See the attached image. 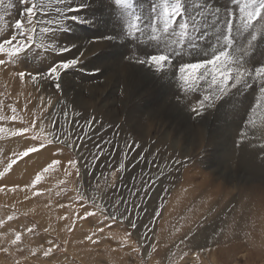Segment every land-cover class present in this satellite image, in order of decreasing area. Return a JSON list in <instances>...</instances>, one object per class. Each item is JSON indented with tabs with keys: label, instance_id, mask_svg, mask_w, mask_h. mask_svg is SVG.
I'll use <instances>...</instances> for the list:
<instances>
[{
	"label": "rangeland",
	"instance_id": "obj_1",
	"mask_svg": "<svg viewBox=\"0 0 264 264\" xmlns=\"http://www.w3.org/2000/svg\"><path fill=\"white\" fill-rule=\"evenodd\" d=\"M83 2L88 7L70 14L81 19L68 20L69 30L57 33L59 44L73 46L70 52L61 55L33 47L21 58L23 62L0 67V100L15 106L23 117V123H3L26 127L34 119L37 124L23 137L0 139V171L13 153L45 142L32 136L66 139V145L57 142L22 158L0 177V185L6 186L0 192V220L5 222L0 226V248L8 249L0 251V264H264V171L260 168L264 149L259 147L264 144V99L255 106L258 92L241 87L196 116L191 108L202 98L203 89L178 91L176 73L180 63L202 57H174L173 65L157 72L138 63L158 51L154 42L145 37L137 46L117 35L121 29L111 0ZM136 2L148 4V0ZM229 2L218 0L221 6ZM13 5L5 10L8 26L0 31V38L10 36L12 24L20 18L23 5L20 0H13ZM179 22L173 25L177 32ZM209 31V38L198 41L205 48L214 43ZM108 36L113 38L105 39ZM76 57L80 62L62 73L60 90L51 80L22 82L15 76L19 71L44 72L56 60ZM261 63L264 39L254 42L248 66ZM146 76L156 79L158 86L168 84L162 99L155 86L157 95L148 92L152 85L142 82L143 77L149 81ZM171 102L179 108H172ZM4 114L10 109L6 107ZM224 114L230 115L227 121ZM248 117L255 128L244 123ZM92 118L95 122L90 125ZM53 120L59 123L56 129ZM241 131L247 132V138L238 143ZM225 133L228 141L220 142ZM227 148H236L231 159L225 154ZM253 150L260 157L248 163L245 156ZM54 159L62 164L80 160L81 176L71 168L72 175L66 176L61 166L45 173L36 186L42 195L33 196L31 188L8 190L31 185ZM121 163L125 168L113 177ZM101 209L107 211L101 214ZM85 211L96 214L84 218ZM100 228L103 232L97 231ZM16 231L22 240L13 245ZM53 243L58 247L45 257L43 252Z\"/></svg>",
	"mask_w": 264,
	"mask_h": 264
},
{
	"label": "snow or ice",
	"instance_id": "obj_2",
	"mask_svg": "<svg viewBox=\"0 0 264 264\" xmlns=\"http://www.w3.org/2000/svg\"><path fill=\"white\" fill-rule=\"evenodd\" d=\"M20 2L23 5L22 11L19 13L20 18L15 19L11 26V35L7 38H0V57H4L0 58V67L23 62L21 58L27 57L33 47L45 51L51 50L61 55L72 50L73 46L59 44L57 33L69 30L65 26L68 20L78 21L81 19L78 15L70 14L79 13L88 7L83 0L79 4H75V0H20ZM54 4L63 5V7H54ZM70 4L75 6H69ZM111 4L112 14L121 29L117 33L118 36H122L126 42L137 46L146 37L149 41L154 42V49H158V51L154 50L151 54H147L146 59H139L138 63L163 73L166 67L174 64V57L179 59L185 54L202 57L194 62L180 63L176 73L179 83L178 91L199 93L203 89L202 98H199L196 106L191 108V112L196 116L203 115L207 108L216 107L233 90H238L241 87L249 90L255 89L258 92V96L254 97L255 106H259L260 100L264 99V63L248 66L254 42L264 39V0H230L227 6L219 5L218 0H148L147 5L137 3L136 0H111ZM13 7V0H7V2L0 0V22H4L0 24V31L8 26L5 21L7 14L5 10ZM52 13H55L54 17H51ZM178 20L180 22L177 32L173 29V25ZM209 30L214 36V43L205 48L198 41L209 38ZM112 38L111 36L105 37V39ZM185 45H187L186 49ZM79 62V57L56 60L44 72L19 71L15 73V76L22 82L26 78L33 83L45 79L51 80L54 82L55 88L60 90L59 79L62 73L77 66ZM48 103L51 104L50 99ZM6 107L10 109L8 115L4 114ZM64 114L67 116V112ZM5 121H21L23 123V117L18 115L15 106L5 105L4 101L0 100V139L23 137L37 128L34 119L26 127H7L3 123ZM94 122L95 118L88 121L90 125ZM51 123L53 129L59 127L58 121L53 120ZM244 123L251 128L256 127L255 121L251 117H248ZM239 136L238 143H243L247 138V132L241 131ZM31 138L43 140L46 143L41 142L38 145L29 146L19 153H13V158L9 159L3 171H0V177H4L19 160L40 151L47 145L57 142L66 145V139L62 140L55 135L53 139H48L47 134ZM133 144L135 145V142ZM259 147L264 149V144ZM78 165H80V160L68 159L65 164H62L61 160L54 159L40 173L36 174L31 185H25L24 188L16 185L8 190L16 192L31 188L33 196L42 195L43 193L37 190L36 186L44 179L45 173L56 171L63 166L66 176L72 175L68 171L71 168L75 170V175L80 177ZM124 168L125 164H119L116 171L112 172V176L115 177L117 172ZM163 175L161 172V177ZM5 188L6 186L0 185V192L5 191ZM57 194L59 195V193ZM25 199L28 197L25 196ZM79 199L83 200L84 197H79ZM58 206L66 207L63 204ZM100 211L103 214L107 209ZM95 214V212L85 211L84 218ZM109 217L115 220V216L111 213H109ZM66 218L61 217V219ZM8 219L11 220L13 217L9 216ZM4 223L3 220H0V226ZM131 226L135 229L137 225L132 222ZM33 228H28L27 231L33 232ZM97 231L103 232V229L100 228ZM88 239H92V237L89 236ZM21 240V232L16 231L11 244H18ZM57 247L58 245L53 243L43 252V255L49 256ZM0 251L7 252L8 249L0 248ZM33 254L35 253L33 252Z\"/></svg>",
	"mask_w": 264,
	"mask_h": 264
},
{
	"label": "bare ground",
	"instance_id": "obj_3",
	"mask_svg": "<svg viewBox=\"0 0 264 264\" xmlns=\"http://www.w3.org/2000/svg\"><path fill=\"white\" fill-rule=\"evenodd\" d=\"M101 25H102V23H101ZM118 43V42H117ZM113 58H115V55H113V57H112V59ZM102 62H105V61H102ZM107 62V61H106ZM103 64V63H102ZM101 64V65H102ZM105 65V64H104ZM110 65V64H109ZM109 65H108V67H109ZM106 69H107V65H106ZM111 69V68H110ZM145 74V72H143V75ZM148 76V75H147ZM146 76V78L149 80V81H145V78L143 77V79H142V82H144V83H146V82H149L151 85H152V87H149L148 89V92H154L156 89H160V91H158L157 92V96L158 97H160L161 99L167 94V91H168V84H164V87L163 86H158L157 85V81H156V79H154V78H152V77H147ZM71 83V82H70ZM117 85V84H116ZM166 85V86H165ZM154 86H155V88H154ZM79 91H78V93L80 94L81 92H82V90H80V89H78ZM81 91V92H80ZM84 91V90H83ZM45 99V98H44ZM110 103V102H109ZM172 104H171V106H172V108H174V105H175V107H178L177 106V104L175 103V102H171ZM179 108V107H178ZM178 108H176L177 110H178ZM175 109V111H173L174 112V114L175 115H177V110ZM233 112H235L236 114L238 113V111H236L237 109L234 107L233 109ZM161 111V110H160ZM116 114V113H115ZM235 114V115H236ZM230 115H228V116H226L225 114L223 115V119L224 120H226L227 121V118L229 117ZM225 126V125H224ZM186 131H188V130H186ZM229 131L231 132V128L229 129ZM227 134L225 133L224 134V136L221 138V140H220V142H224V141H228V136L227 137H225ZM240 137V136H239ZM239 137H237L236 138V142H238V140H239ZM234 145H235V140H234ZM236 148H234V149H232L231 151L229 150V148H227L226 149V151H227V153L225 152V154H228V155H226V156H229V159H231V157H232V155H233V152L235 153L236 151ZM251 153V155L249 154V157H247V156H245V159H247V162L249 163V161H253V160H258V158L260 157L259 156V152H256V151H252V152H250ZM263 154V153H262ZM224 155H223V157H220V159L221 160H224ZM260 168H261V170H263L264 171V161L262 160V163H261V166H260Z\"/></svg>",
	"mask_w": 264,
	"mask_h": 264
}]
</instances>
